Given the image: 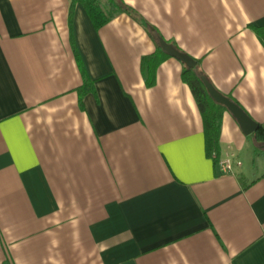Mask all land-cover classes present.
<instances>
[{
	"label": "crops",
	"instance_id": "crops-1",
	"mask_svg": "<svg viewBox=\"0 0 264 264\" xmlns=\"http://www.w3.org/2000/svg\"><path fill=\"white\" fill-rule=\"evenodd\" d=\"M122 2L137 17L96 30L71 0H0V264H264V144L225 109L221 172L184 63L147 86L140 60L162 38L260 125L264 0Z\"/></svg>",
	"mask_w": 264,
	"mask_h": 264
},
{
	"label": "trees",
	"instance_id": "trees-1",
	"mask_svg": "<svg viewBox=\"0 0 264 264\" xmlns=\"http://www.w3.org/2000/svg\"><path fill=\"white\" fill-rule=\"evenodd\" d=\"M72 9L77 3L81 4L85 12L89 16L94 28L99 30L102 26L112 21L117 15L126 13L132 18H136V13L126 6L122 0H71ZM70 11V17L72 14ZM155 35V34H154ZM169 56L164 54L159 46L157 47L156 53L143 57L141 60L142 72L147 80V86L154 85L155 70L157 66ZM197 62V61H196ZM182 71V80L184 84L188 85L193 97L198 106L202 117V123L204 126L205 136V149L206 154L213 162L218 163L220 146L219 136L220 127L225 111L224 107L215 103L208 93L206 92L205 86L200 79L202 73L199 71V64L193 69H188L184 66ZM252 136L258 143L264 144V123H260L259 129L252 133Z\"/></svg>",
	"mask_w": 264,
	"mask_h": 264
},
{
	"label": "water",
	"instance_id": "water-1",
	"mask_svg": "<svg viewBox=\"0 0 264 264\" xmlns=\"http://www.w3.org/2000/svg\"><path fill=\"white\" fill-rule=\"evenodd\" d=\"M159 43V46L161 50L165 53V55L167 54L168 56L181 61L188 69H193L197 65V62L193 58H190V56L181 52L171 44L164 41L162 38H159ZM200 79L205 86L208 96H210V98L215 103L223 106L224 109H226L231 114V116L235 119V121L240 127L241 132L244 135H252V133H255L259 129V124L253 121L252 118H250L248 114L237 103H235L229 97L223 96L221 93H219L214 88V86L209 83L205 76H200ZM261 147L264 150V145Z\"/></svg>",
	"mask_w": 264,
	"mask_h": 264
},
{
	"label": "built area",
	"instance_id": "built-area-1",
	"mask_svg": "<svg viewBox=\"0 0 264 264\" xmlns=\"http://www.w3.org/2000/svg\"><path fill=\"white\" fill-rule=\"evenodd\" d=\"M217 162L219 169L225 174L232 172L237 167H241L242 164L233 151L226 152Z\"/></svg>",
	"mask_w": 264,
	"mask_h": 264
}]
</instances>
